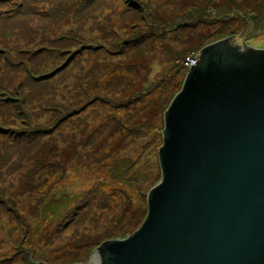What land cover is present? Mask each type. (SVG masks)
<instances>
[{"label":"rangeland","instance_id":"374dc122","mask_svg":"<svg viewBox=\"0 0 264 264\" xmlns=\"http://www.w3.org/2000/svg\"><path fill=\"white\" fill-rule=\"evenodd\" d=\"M44 1L27 0L24 11L10 12L13 3L0 0V264H97L92 253L99 245L127 238L146 216V195L161 180L163 115L188 70L170 72L166 86L132 101L146 73L89 77L91 63L99 60L87 47L88 19L109 4L105 0L95 5L75 0L78 9L85 7L79 15L86 22L65 30L82 36H67L30 56L40 48L31 25L46 22ZM199 5L206 12L195 21ZM149 10L169 11L156 13L157 23L184 13L192 23L159 35L143 22L158 39L126 54L130 63L138 49L144 54L148 48L157 60L181 64L232 33L239 45L250 33L245 44L264 49V0H194L184 10L154 3ZM249 14L253 22L244 19ZM29 70L35 79H29ZM128 159L132 164L123 171ZM143 174L149 178L141 180ZM56 199L61 209L52 211L49 204Z\"/></svg>","mask_w":264,"mask_h":264},{"label":"water","instance_id":"95a60500","mask_svg":"<svg viewBox=\"0 0 264 264\" xmlns=\"http://www.w3.org/2000/svg\"><path fill=\"white\" fill-rule=\"evenodd\" d=\"M163 115L161 180L97 264H264V49L202 48Z\"/></svg>","mask_w":264,"mask_h":264},{"label":"trees","instance_id":"16d2710c","mask_svg":"<svg viewBox=\"0 0 264 264\" xmlns=\"http://www.w3.org/2000/svg\"><path fill=\"white\" fill-rule=\"evenodd\" d=\"M27 0H10L12 6L10 8L14 9V12L22 8L24 11L25 3ZM80 1V0H78ZM83 2L89 5H95L104 2V0H82ZM109 2L108 5H103L94 9L91 13V16L88 19L90 22V26L92 25L91 33L87 37V47L90 52L93 51L96 59L99 61H93L92 67L89 68V77H94L95 75H102L101 77H108L110 74L116 75L119 74V77L125 75L126 73H131L133 70L136 73V76L140 77L145 74L146 81L149 85L141 84L138 86V91H135L129 98L132 101L138 95H149L153 90H155L158 86H166L172 79L170 78L171 73L173 75L176 74L177 71H181L183 69L188 70L183 66V61L181 64L173 63L172 59H168L167 61L159 58L158 60L154 58V53L149 52L148 48L145 50V53L142 54L141 50L138 49L135 53L134 57L137 60L131 61L126 59L125 55L129 54L132 50L138 48L142 43L148 40L158 39V35L155 34V31L151 30L148 26H146L143 22L150 25L153 28H157L156 30L159 35H165L169 31H179L187 27L186 24L192 23V18H197L202 13L206 12L201 9L200 5L193 11V17L191 19L184 13L177 17V19L173 20L169 23H157L152 20V17L156 15V13H160L162 15L168 13L163 11H153L149 10V7L154 6V3L163 10L167 6H171V4L175 3L178 6V9L184 10L186 8V2L194 1V0H183L182 2H177V0H105ZM75 0H46L42 3L41 10L46 12L47 20L43 24L33 22L31 28L34 29L33 41L39 42V47L36 51L31 52L29 55L32 56L34 54H41L45 50H50L48 45H53L55 41L62 40L63 38L69 36L71 38H76V36H82V33L74 29L65 30L70 23L73 25L81 23V27L85 24L86 21H82L79 13L85 8H79L75 5ZM149 5V7H148ZM210 9V8H209ZM212 13V12H210ZM236 13L237 12H233ZM229 12L226 13V15ZM248 16V18H246ZM245 20H252L254 17L252 15H247ZM227 17V16H221ZM212 19L217 20L216 15L212 14ZM214 21V22H215ZM26 25L28 23L25 22ZM172 25V26H171ZM263 26H260L259 29H262ZM31 29V30H32ZM217 31L212 32L215 33ZM4 36H8V31L4 33ZM234 38L236 37L233 33L230 35ZM229 36V37H230ZM252 35H249L245 38V43L249 42L248 40L252 39ZM164 44L166 42H163ZM29 45V44H28ZM26 45V46H28ZM25 47L24 50H26ZM21 51V53H25L26 51ZM101 53L98 55V53ZM152 59V60H151ZM143 60L150 61V65L145 67L142 63ZM100 61H102L100 63ZM11 64L13 62L11 61ZM22 64V61H21ZM23 69H29L23 67ZM171 72V73H170ZM29 79H35L32 71L29 70ZM169 80V81H168ZM8 89V88H7ZM11 90V88H9ZM12 99V98H11ZM13 100V99H12ZM128 106V105H126ZM79 112L77 116H79ZM132 164V160L128 159L125 168ZM122 173L121 168L117 167ZM144 175V174H143ZM149 178V174H146L141 177ZM57 202V203H55ZM62 202L59 199L53 201L52 204H49L50 210L55 211L56 209H61ZM146 204V199H145ZM57 215H53L55 217Z\"/></svg>","mask_w":264,"mask_h":264},{"label":"built area","instance_id":"2783aa9c","mask_svg":"<svg viewBox=\"0 0 264 264\" xmlns=\"http://www.w3.org/2000/svg\"><path fill=\"white\" fill-rule=\"evenodd\" d=\"M195 59L193 57H187L185 61L183 62V66L187 69L191 68L193 65H195Z\"/></svg>","mask_w":264,"mask_h":264},{"label":"bare ground","instance_id":"6f19581e","mask_svg":"<svg viewBox=\"0 0 264 264\" xmlns=\"http://www.w3.org/2000/svg\"><path fill=\"white\" fill-rule=\"evenodd\" d=\"M93 259H94V261L96 262L95 258H93Z\"/></svg>","mask_w":264,"mask_h":264}]
</instances>
